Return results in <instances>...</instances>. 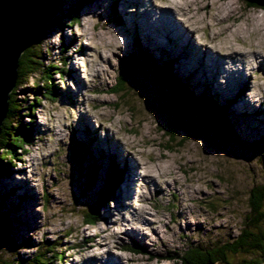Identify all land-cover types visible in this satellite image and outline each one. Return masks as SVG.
Listing matches in <instances>:
<instances>
[{
	"label": "rangeland",
	"instance_id": "obj_1",
	"mask_svg": "<svg viewBox=\"0 0 264 264\" xmlns=\"http://www.w3.org/2000/svg\"><path fill=\"white\" fill-rule=\"evenodd\" d=\"M77 1L63 0L59 8L73 9ZM188 1L210 5L206 11L195 5L190 12L186 9L191 24L184 29H198L192 43L177 27L172 37L178 38L173 40L154 31V23L170 20V13L166 17L155 8L165 6L163 1L87 0L75 25L45 35L43 54L42 46L35 45L44 66L54 65L61 74L51 78L54 102L33 103V85H42L38 72L14 95L22 108L31 104L34 113L30 122L21 120L32 126L31 143L17 152L20 161L10 174L0 178V257L33 264L37 253L59 244L63 259L50 264H105L114 255L122 257L120 264H180L178 257L188 245L210 246L239 235L248 191L264 183V11L244 8V0ZM228 5L232 11L224 9ZM150 6L147 23L142 12ZM207 20L220 26L216 32H223L213 43ZM60 37L72 43L65 54L59 51ZM204 46L232 49L221 52L220 68L237 71L247 65L250 81L215 73V56L211 66L203 67ZM233 49L245 58L228 60L237 56ZM254 50L261 53L255 62L250 58ZM138 51L150 55L141 56L140 63L152 62L140 66L126 87L127 97L111 94L119 58L136 57ZM169 63L194 96L207 92L227 105L232 140L219 141L208 128H202L201 136L193 134L190 126L197 116L190 112L186 119L194 138L172 131L179 112L152 76V64ZM19 116L11 121L16 124ZM169 133L175 141L186 140L180 146L169 143ZM136 160L142 167L134 168L131 162ZM144 165L153 169L149 176ZM114 166L122 177L102 202ZM157 168H164V176L159 177ZM90 210L97 215L94 225L82 221Z\"/></svg>",
	"mask_w": 264,
	"mask_h": 264
},
{
	"label": "trees",
	"instance_id": "obj_2",
	"mask_svg": "<svg viewBox=\"0 0 264 264\" xmlns=\"http://www.w3.org/2000/svg\"><path fill=\"white\" fill-rule=\"evenodd\" d=\"M61 1L63 0H39L34 7L32 27L25 43V50L18 60L14 88L9 94L7 111L0 127V162L4 164L0 167V178L2 173L10 174L8 170L12 169L14 163L20 161V158L17 157V152L25 151V147L31 143L32 126L29 122L34 113V108L31 104L27 105L25 109L22 108L14 98L16 91L29 76L38 72L41 74L39 78L42 80V85L41 87L33 85V103L36 105L41 102V99H48L54 102L55 96L57 97L51 78L55 74H61V71L51 64L46 67L44 66L42 55L44 53V37L50 30L56 29V31L61 32L63 29L75 25L78 22L80 7L87 0H78L73 9L59 8ZM244 2V8L246 9H261L264 11V0H244ZM59 43L61 54H65L68 48L72 46V43L70 45L66 44L64 37H60ZM36 44L42 46V54L35 51L36 46H38ZM141 56L150 58V55L147 53L139 55V51L136 57L128 54L119 58V73L115 84L110 89L111 94L127 97L126 87L133 82L134 76L139 71L140 66L147 64L148 61L152 62L151 60H145L143 63H140L139 58ZM63 59L62 63L64 64ZM152 76L156 84L160 85L162 90H166L170 94V102L173 104L175 110L179 112V120L181 122L177 121L172 126V131L185 132V138H191L193 134L201 136L202 128H208L210 134L217 137L219 141L226 143L232 140L233 129L228 123L227 105L218 104L207 92L194 96L174 73L170 63L163 66L152 64ZM116 105L114 107H117ZM24 111H26V115L23 113ZM189 112L197 116V121L191 123V126L187 123L186 119L190 114ZM16 115H20V121L14 124L11 119ZM23 118L29 119L28 124L21 123ZM188 128L194 131V133H189ZM167 137L169 143L175 142L177 146H180L186 140L184 138L175 141L172 133L167 134ZM71 149L75 150L73 145ZM5 152H7V158L3 157ZM110 172L111 174L106 179L108 187L104 196L102 195L100 199L102 202H105L112 196L122 177L121 172L115 166ZM246 207L247 211L242 218L240 233L234 240L210 246L188 245L180 257H178L180 264H206L207 262L220 261L227 264H264V183L251 186L247 194ZM82 216L83 223L87 225H94L98 221L97 215L93 210L88 211ZM6 242H9L8 239L4 241V243ZM58 248H60L59 244L55 247H47L46 251L39 252L33 257L32 263L50 264V262L53 263L56 260L60 261L63 259V253H60ZM136 251L134 249L132 252ZM229 257L241 258L237 262H231L229 261ZM0 264L16 263L0 257Z\"/></svg>",
	"mask_w": 264,
	"mask_h": 264
},
{
	"label": "bare ground",
	"instance_id": "obj_3",
	"mask_svg": "<svg viewBox=\"0 0 264 264\" xmlns=\"http://www.w3.org/2000/svg\"><path fill=\"white\" fill-rule=\"evenodd\" d=\"M160 1H163V2H165L166 3V5L165 6H160V7H155V8H157V9H159V11H161L162 13H163V15H166V17L168 16V14L170 13V16L168 17L170 20L169 21H167V20H161V24H158V23H154V31H156L157 33H163V35H165L169 40H173V39H175V38H178L177 37V35L176 36H173L172 37V34L173 33H175V29H176V27L183 33V34H187L188 35V37L190 38V36H191V43H192V37H193V33H197L198 32V29L197 28H193L192 27V31L189 33V31H187L186 29H184L187 25H186V23H190L191 24V22H190V19L188 18V16H189V13L187 12V10L189 11V9L193 6V5H195L196 6V10H210V9H208L209 7H210V5H208V3H207V5H204V3H202V2H200L199 3V5L200 6H198L195 2L193 3V1H188V0H181V2L179 3L178 1H172V0H160ZM153 7L152 6H150V8H149V10H145V11H143L142 12V17L144 18V19H146V22L147 23H149V15H148V12H150V10L152 9ZM167 9H169V10H167ZM184 9H185V11H184ZM187 9V10H186ZM224 9H227V10H229V11H232V7L230 6V5H228V6H226V7H224ZM190 12V11H189ZM209 12V11H208ZM191 15V14H190ZM215 19V18H214ZM216 20V19H215ZM220 20V19H219ZM208 21V23H207V28L209 29V43H213L214 41H216V39L217 38H219L222 34H223V32H216V30L215 29H217V28H219L220 26L219 25H213L212 23L210 24V20H207ZM216 22H217V20H216ZM170 23H173L175 26H173L172 28H171V26H170ZM184 26H183V25ZM189 24V25H190ZM221 24V23H220ZM150 25V24H149ZM258 25V24H257ZM211 27H212V29H211ZM253 27V26H252ZM187 28V27H186ZM222 30V29H221ZM244 30H245V28H244ZM243 30V31H244ZM253 31H256V29L253 27V29H252ZM252 30H250V31H252ZM123 31H126V30H123ZM249 31V30H248ZM125 33V32H124ZM126 34V33H125ZM251 34V33H250ZM227 36V35H226ZM239 39V38H238ZM159 45H161L160 44V42H157ZM176 45H178V44H176ZM225 45V44H224ZM162 46V45H161ZM231 46V45H230ZM162 48V47H161ZM252 48V47H251ZM175 49L176 48H174V49H172V50H174L175 51ZM203 54L201 55V56H203V63H202V66L203 67H205L206 68V66H211V64L209 63V62H211V60H212V56H215L216 57V60L215 61H213V66H214V69H215V73H221V74H224V75H227V77H229V75H231V77L233 78V80L235 79V78H237V80L236 81H242V82H249L250 81V78H251V75H252V72H250L249 71V68H247V65L244 67V65H242V67H241V69H239V70H233L231 67L229 68V70L228 71H224V70H222V68H220L221 67V65H222V62H223V60H222V57H224V55H221V52L223 51L224 52V54H225V52L226 51H232V49H229V50H220V49H218V50H215V51H213V49L211 48V47H209V49H206L205 48V46L203 47ZM195 50H197V49H195ZM234 51H236L237 53V56L235 57V58H232V56H228V60H231V61H233V62H235V61H237L238 59H239V57L241 58V57H244L245 58V55H242L239 51H237V50H235V49H233ZM252 52V57L250 56V58L251 59H253L254 58V56H256V55H261V53L260 54H258L255 50L254 51H251ZM250 53V52H249ZM258 58V57H257ZM256 57L252 60V61H254V60H256L257 59ZM264 58V57H263ZM259 60V59H258ZM255 62V61H254ZM237 63V62H236ZM260 63H262V62H260ZM212 66V67H213ZM228 67V66H227ZM227 69V68H226ZM78 72L75 70V73L74 74H77ZM215 79H217V75H215V77L213 78V80L215 81ZM231 79V78H230ZM218 80V79H217ZM218 88V87H217ZM94 108V107H93ZM86 116V115H85ZM83 118H85V117H83ZM85 120H86V118H85ZM87 120L90 122V117L87 115ZM99 129V128H98ZM131 149H132V147H131ZM143 153V152H142ZM142 156V155H141ZM148 158V157H147ZM131 164L134 166V168L136 169V168H138V167H142V165L138 162V160H136V161H133V162H131ZM146 165V164H145ZM144 165V168H143V170H145V173L146 174H148L147 176H149L150 174H151V172L153 171V169H152V167L151 168H149V167H146ZM163 170H160V168H157V173H158V175H159V177H162V176H164V174H165V170H164V168H162ZM153 173V172H152ZM135 175V176H134ZM134 175H132V176H130L129 178H128V181L131 183L132 181H133V179H135L136 178V174H134ZM154 177H156V176H154ZM176 179V178H175ZM127 181V182H128ZM128 182V183H129ZM128 187V186H127ZM131 196H132V194H131ZM126 261V260H125ZM123 262V260H122V257H117V256H113L109 261H105V264H120V263H122Z\"/></svg>",
	"mask_w": 264,
	"mask_h": 264
},
{
	"label": "water",
	"instance_id": "obj_4",
	"mask_svg": "<svg viewBox=\"0 0 264 264\" xmlns=\"http://www.w3.org/2000/svg\"><path fill=\"white\" fill-rule=\"evenodd\" d=\"M39 0H0V127L14 88L18 60L25 50ZM206 264H227L207 262Z\"/></svg>",
	"mask_w": 264,
	"mask_h": 264
}]
</instances>
